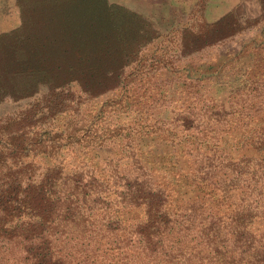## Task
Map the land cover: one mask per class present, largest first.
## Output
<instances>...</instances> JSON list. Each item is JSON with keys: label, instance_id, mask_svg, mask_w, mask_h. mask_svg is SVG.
Segmentation results:
<instances>
[{"label": "rangeland", "instance_id": "obj_1", "mask_svg": "<svg viewBox=\"0 0 264 264\" xmlns=\"http://www.w3.org/2000/svg\"><path fill=\"white\" fill-rule=\"evenodd\" d=\"M239 1L112 0L152 23L157 32L153 35L158 38L144 46L142 63L135 64L139 65L136 74L114 91L89 97L81 95L77 85H71L69 93L52 99L56 100L52 112L39 109L32 121L41 117L48 120L36 123L34 131L49 130L60 136L59 148L52 155L27 154L20 160L22 164L12 170L32 163L40 180L42 173L55 167H66L69 174L75 168L91 166L98 171V178L111 183L114 161H119V168H115L123 180L113 189L121 191L124 178L129 173L131 176L137 161L151 172L158 185L171 192L172 208L179 207L175 215L195 202L207 208L210 198L226 204L215 213L228 215L232 210L228 209L232 206L228 197L234 188L230 186L232 190L224 198L216 184L221 181L232 185L234 175L246 164L250 165L247 172L251 176L256 173V179L264 181V19L261 27L246 29L235 35L234 41L205 44L220 35L213 29L214 24H219L217 31L221 35L236 29L228 16L235 13ZM251 1L257 16L264 18V0ZM37 3L27 1L31 8ZM177 7L183 15L179 20L174 16ZM19 26L17 0H0V34ZM196 48L201 49L194 51ZM132 66L127 68L130 72ZM45 94L47 88L43 87L33 99L1 104L0 123ZM71 98L74 102H70ZM19 103L23 104L18 106ZM72 129L81 130L69 143L65 135ZM85 141L95 144L85 146ZM228 162L237 166L235 174L232 169L221 171L220 166ZM200 166L212 170L213 176L202 178L207 172L199 170ZM251 176L239 179L238 190L246 198L255 188L247 180ZM102 198L105 204L92 205L94 209L89 212L98 221L105 212L118 217L120 227L113 235L93 239L90 234L82 235L78 220L77 224L67 225V229L76 231L72 239H60L48 232L35 252L27 246L12 245L13 256L10 246L2 244L4 263L151 264V259L143 260L145 245L140 243L139 235L130 234L145 222V207L121 205L118 193L104 194ZM108 225L107 220L99 223L104 230ZM253 233L254 240L259 241L261 233ZM248 242L245 238L238 245L247 247Z\"/></svg>", "mask_w": 264, "mask_h": 264}, {"label": "trees", "instance_id": "obj_2", "mask_svg": "<svg viewBox=\"0 0 264 264\" xmlns=\"http://www.w3.org/2000/svg\"><path fill=\"white\" fill-rule=\"evenodd\" d=\"M27 1L17 0L20 26L0 34V105L33 99L43 87L47 94L0 123V264H7L1 258L2 244L10 246L12 255V245L27 246L35 252L48 232L60 239H72L76 231L67 229V225L77 224L78 220L82 235L90 234L92 239L113 235L120 227L118 217L105 212L100 221L107 220L109 225L104 230L94 213L89 212L94 209L92 205L105 204L102 195L108 193H118L121 205L145 207L143 226L130 233L139 235L140 243H144V261L149 258L151 264H264V231L254 229L255 221L264 223V181L256 179V173L251 176L247 172L248 164L237 174L232 162L220 166L221 171L232 169L235 174L232 185L221 181L216 184L224 198L232 188L238 190L241 176H251L247 180L255 185L247 198L240 189L232 191L228 197L232 203L228 209L232 210L228 215L215 213L226 204L213 198L207 208L195 202L180 208L175 215L179 207L172 208L171 192L158 185L151 172L137 161L132 165L131 176L129 173L124 178L121 191L116 190L123 180L116 169L119 161H114L111 183L98 178V171L91 166L75 168L69 174L66 167H55L42 173L40 180L32 163L12 170L22 164L20 160L27 154L52 155L59 148L60 136L49 130L34 131L36 123L48 120L41 117L32 121L39 109L52 112L56 106L52 99L69 93L71 85H77L80 94L89 97L114 91L136 74L144 46L158 38L153 35L156 31L152 23L108 0H31L38 2L34 8ZM228 17L236 29L221 35L217 31L219 24H214L213 29L220 35L205 44L234 41L235 35L256 27L264 19L262 16L260 21L244 23L237 12ZM182 50L186 53L187 48ZM137 62L139 65H135ZM130 66L132 72L127 69ZM70 102H74L72 98ZM81 129L68 131L67 142L73 143ZM85 142V146L95 144ZM198 169L206 170L204 179L214 174L205 167ZM239 199L241 203L237 204ZM252 230L261 233L259 241L254 240ZM245 238L248 246L239 247Z\"/></svg>", "mask_w": 264, "mask_h": 264}, {"label": "water", "instance_id": "obj_3", "mask_svg": "<svg viewBox=\"0 0 264 264\" xmlns=\"http://www.w3.org/2000/svg\"><path fill=\"white\" fill-rule=\"evenodd\" d=\"M108 1L111 4H113L112 0H108ZM251 4H252L251 0H240L239 4L237 6V10L235 12H237L239 17L243 21H247V20H252V21L259 20L260 21V17L257 16L256 11H254ZM126 6H128V5H126ZM177 8H178V12L174 14L175 20H179L183 16L182 13H179L181 11V9L179 7H177ZM259 27H261V24H259ZM242 45L243 46L245 45V41L242 43ZM22 104L19 103L18 106H21ZM254 229L256 231H260L261 229H263V223L261 221H255L254 222Z\"/></svg>", "mask_w": 264, "mask_h": 264}]
</instances>
